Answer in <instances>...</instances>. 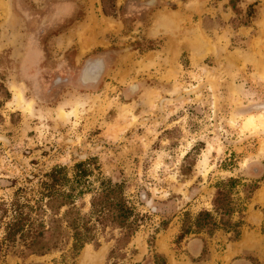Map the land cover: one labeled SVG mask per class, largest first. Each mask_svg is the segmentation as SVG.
<instances>
[{
    "label": "rangeland",
    "instance_id": "374dc122",
    "mask_svg": "<svg viewBox=\"0 0 264 264\" xmlns=\"http://www.w3.org/2000/svg\"><path fill=\"white\" fill-rule=\"evenodd\" d=\"M91 157L144 216L127 247L0 264H264V0H0V199ZM228 177L258 184L239 238L177 240Z\"/></svg>",
    "mask_w": 264,
    "mask_h": 264
},
{
    "label": "trees",
    "instance_id": "16d2710c",
    "mask_svg": "<svg viewBox=\"0 0 264 264\" xmlns=\"http://www.w3.org/2000/svg\"><path fill=\"white\" fill-rule=\"evenodd\" d=\"M103 12L108 13L104 8ZM253 13L251 5L248 16ZM93 63L97 68L92 79L100 68L96 60L87 68ZM257 187V182L241 183L237 177L218 181L211 208L193 216L185 213L177 240L200 233L211 237L217 231L238 239L245 224V202ZM143 219L126 194L125 182L104 175L95 157L72 166L57 164L38 178L35 187L18 186L8 199H0V260L5 251L24 259L68 245L74 257L88 243L99 245L100 239L114 240L111 257L127 247ZM153 257L154 264H167L164 255Z\"/></svg>",
    "mask_w": 264,
    "mask_h": 264
},
{
    "label": "crops",
    "instance_id": "0c3cea01",
    "mask_svg": "<svg viewBox=\"0 0 264 264\" xmlns=\"http://www.w3.org/2000/svg\"><path fill=\"white\" fill-rule=\"evenodd\" d=\"M171 11L175 12L176 10L172 9ZM153 30H154L153 27H151V28L149 27V29L146 30L147 36H150L151 38H153L155 36L159 37L160 35H165V33L168 32V31H163L162 33H160L159 30H156L155 33H154ZM184 45H186V43H184ZM191 46H192L191 43L190 44L188 43V48L189 49L191 48Z\"/></svg>",
    "mask_w": 264,
    "mask_h": 264
}]
</instances>
